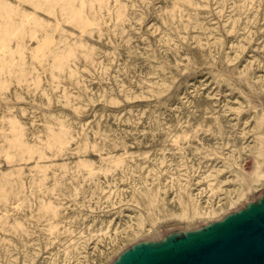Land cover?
<instances>
[{
	"label": "bare ground",
	"instance_id": "obj_1",
	"mask_svg": "<svg viewBox=\"0 0 264 264\" xmlns=\"http://www.w3.org/2000/svg\"><path fill=\"white\" fill-rule=\"evenodd\" d=\"M55 1L0 0L1 19H4L9 11L16 14L18 6L23 7L25 11L23 22L17 28L18 32H24V45L20 43V37L11 38L8 30H0V36L2 33L8 34L2 38L3 43L0 45V49L4 47L5 50L10 49L11 52L20 51L21 47L25 49V46H28L32 40L35 42L37 37L27 39L29 31L33 30L29 27L47 26L45 24L54 18L53 6ZM99 1L103 3V6L99 9H93L91 8L92 4H90L93 1L57 0L56 4L62 3L64 6L56 13V18L60 19L62 23L55 24V30L64 33L65 36L73 37L72 45H69L70 41H68L64 42L66 46H63L70 52L67 63L58 64L53 62V57L44 55L43 65L36 62L27 64L25 60L29 57L26 53L23 56L22 66L24 69H29V72L25 71L21 76L18 73L12 76L8 70H4L5 68L12 69V67L7 66L8 61H5L0 54V117L3 116L7 119L0 123V165L8 162L9 158L15 154L20 165L25 160L35 162L39 168L35 173L42 174L39 181L46 182L50 176L46 175L45 168L57 166L56 161L62 157L60 151L62 143L64 142L74 149V154L71 155L75 157V160L64 163L59 168L60 173L55 175L57 180L61 181L62 179V182L53 183L54 185L49 182L51 185L41 186L43 188L38 192L40 196H37V193L32 194L34 190L27 186L26 181H24L25 173L22 169H19L21 172L15 178H11L12 180L6 176V181L2 179L0 182L2 185L0 190L2 205L18 197L19 200L28 198L15 205L19 208L23 206L27 208V205L34 198L42 199V203L44 200L49 203L42 205V214L39 216V219L45 216L52 218L42 238H51L63 243L62 249L58 251L59 254H62L58 259L62 264L72 263L75 258L73 253L76 249L75 246L90 233L89 230H83L80 226L84 218L81 217L82 214H105L109 205H118L115 213H124L126 208L132 209L131 211L134 213V216L129 219L130 226L124 233L125 236L122 238L124 240L117 238L111 240L107 249L99 251L98 258L92 261L93 264H105L120 250L125 240L149 233L148 224L157 228L159 223L168 220L177 224L183 220L191 222L200 218H212L219 212L226 210L232 199L230 196L221 198L222 192L226 195L230 191V187H225L223 184L224 180H229V177L220 175L224 169H229L232 177L240 180L242 185H248L249 181H252L255 189L264 185L263 159L259 157L256 171L247 176L243 174L232 155L235 152L234 149L238 148L239 142L233 136L234 125H232V121L225 115L228 110L224 108L221 113H215L212 105L203 101H199L197 104L199 111L196 115L173 118L163 134L155 132L150 137L140 135L134 138H129V136L118 137L112 133L113 131H108L99 137L98 129L95 128L82 135L79 130L66 128L62 121L57 119H52L42 129H31L32 123H27V119L32 113L27 104L20 102V99L42 103L43 105L56 101L74 108H80L79 104L83 92L100 93L91 73L102 74L106 70V66L102 63L103 57L100 58L98 55L101 51L104 52V47L99 45L105 42L99 40L98 43L96 40V43L92 44L89 38H92V34L97 29L94 28L93 33H83L78 22L76 24L68 21L67 17L71 12L77 14V12L81 13L85 9L88 10L93 25H96L97 21H104L106 24L109 18L108 10L115 9L120 12L124 18L122 24L115 26L114 33L118 35L117 39L120 44L114 54L124 56L130 51L132 52L129 35V30L134 26L131 17L132 4L126 0H120V2L117 0ZM141 1L146 5L149 2V0ZM180 1L173 0L174 9L169 14L165 11L161 12L160 19H156L166 34L167 43L170 40L167 36L169 27L167 28L166 21L168 18L171 21L176 20V22L181 20L182 15L179 14L180 16H178V13L174 12L179 9ZM221 1L224 3L228 0ZM230 1L233 2L234 6L232 7H235L236 10L246 12L250 11L256 2V0ZM86 6L88 8H85ZM78 17L80 18V16ZM203 24L200 21L196 22L198 27L203 26ZM184 29L183 25H176V31L179 35L183 34ZM169 46L171 47V45ZM205 46L212 51V47ZM138 53L140 54V52ZM84 57L87 59L82 66L81 63L83 64L85 61ZM130 58L124 57V62L114 78L122 85L128 83L130 88L140 90L146 80L139 74L138 68L132 64ZM13 78L19 79L15 86L11 84ZM63 78L75 81L78 89H74L68 95L62 94L63 85L60 80ZM21 88L25 90L23 95ZM2 105L6 106L5 110H1ZM157 126L161 125L158 124ZM134 135L136 134L131 136ZM260 141L261 145L257 151L259 155H262L264 152V135L261 136ZM79 144L83 145L82 149L76 148ZM91 153L97 157L95 160L91 158ZM219 161H226L224 168L218 166ZM249 188L247 187V191ZM242 195L243 197L247 196L245 192H242ZM58 196L63 197L62 203L55 201ZM215 200L216 203L214 204ZM263 210L264 198L259 202L252 203L246 210L230 215L205 229L189 232L186 237L180 240L174 241L167 238L157 243L150 242L145 247L137 246L132 261H122L121 264L146 263L153 257L165 255L178 247L210 237L235 218L254 216L256 212ZM1 215H5L0 219V226L3 230L14 232L23 246L29 249V244H31L29 239L32 233L29 222L25 220L11 224V218L8 217V214L1 213ZM104 223L108 224L109 220ZM77 230L79 233L76 235ZM104 233L101 231V234ZM8 239L3 233L0 234V247L5 250L6 255L10 253L11 245L9 242H12ZM33 241L35 240H32V243ZM38 242L39 240H37ZM30 246L33 247V245Z\"/></svg>",
	"mask_w": 264,
	"mask_h": 264
},
{
	"label": "rangeland",
	"instance_id": "obj_2",
	"mask_svg": "<svg viewBox=\"0 0 264 264\" xmlns=\"http://www.w3.org/2000/svg\"><path fill=\"white\" fill-rule=\"evenodd\" d=\"M88 1H93L89 2L93 9L103 6L99 0ZM126 1L132 4L131 17L134 26L129 30L132 52L130 51L124 56L114 54L120 44L117 39L118 35L114 33L115 26L122 24L124 18L120 12L115 9L108 10L109 18L106 24L104 21H97L96 25H93L89 16L91 14L86 9L81 13L77 12V14L71 12L67 17L68 21L76 24L78 22L83 33H93L92 30L97 29L92 34V38H89L92 44H95L96 40L98 43L99 40H103L107 45L100 44L99 46L104 47V52L101 51L98 54L100 58L103 57V61H101L106 66L105 72L102 74L91 73L92 79L102 95L83 92L80 108L56 101L43 105L20 99V102L27 104L32 113L27 119V123H32L31 129H42L49 121L57 119L62 121L66 128L79 130L82 135L95 128L98 129L99 137L108 131H113L112 133L118 137L134 138L137 135L150 137L155 132L163 134L173 118L196 115L199 111L197 104L199 101H203L212 105L215 113H221L224 108L228 110L225 115L232 121L233 136L239 142L238 148L234 149L235 152L232 155L243 174L249 176L254 173L259 157L264 161V152L259 155L257 151L261 145L260 138L264 135V0H256L255 5L248 12L236 10L235 7H232L234 5L230 0L224 2L225 4L221 0H181L179 9L174 11L176 14L178 13V16L182 15L181 20L176 22V20L171 21L168 18L166 21L167 28L169 27L167 35L169 43H167L166 34L156 19H160L161 12L165 11L169 14L174 9L173 0H149L147 5L143 4L141 0ZM56 2L57 0L53 6L54 18L45 24L47 26L35 28L31 25L33 27H29L33 30L29 31L27 39L37 37L35 42L29 41L28 46H25V49L21 47L20 51L11 52L10 49L5 50L4 47L0 49V54L5 61H8L7 66L12 67V69H4L8 70L10 75L14 76L18 73L21 76L23 72H29V69H24L22 66L23 56L26 53L29 57L25 60L27 64L36 62L43 65L44 55L53 57V62L58 64L67 63L70 52L63 46H66L64 42L68 41H70L69 45H72L73 37L65 36L64 33L55 30V24L62 23L60 19L56 18V13L64 6L62 3L56 4ZM87 6L85 8H88ZM17 8L16 14L6 11L8 12L6 17L0 18V30H8L11 38L20 37V43L24 45V32H18L17 28L23 22L25 11L21 6ZM197 20L203 22V26L198 27ZM176 25L184 26V35L177 33ZM72 31L74 30L72 29ZM8 34L2 33L0 45L3 43L2 38ZM169 45L174 48L172 49ZM205 45L212 47V51ZM125 56L131 57L132 64L138 68L139 74L146 80L140 90L130 88L128 83L122 85L114 78L123 64ZM84 58L82 66L86 63L87 58ZM17 80L19 79L13 78L12 86L16 85ZM70 80L66 78L60 80L63 85L62 94L68 95L74 89H78L77 83L73 80L70 82ZM152 88L153 91H151ZM21 89L23 95L25 90ZM5 109L6 106L2 105L1 110ZM6 120L5 117H0V123ZM158 124L161 126H157ZM132 134L136 135L131 136ZM61 147L62 157L56 161L57 166L45 168L46 175L50 176L49 178L52 180L39 181L42 174L35 173L39 169L36 163L25 160L20 165L18 157L13 154L8 162L0 165V182L2 179L6 181V176L9 179L15 178L21 172L19 169H22L25 173L24 181L34 190L32 194L37 193L36 195L40 196L38 192L43 187L51 185L50 183L54 185L53 183L62 182V179L59 181L55 177L60 173L59 168L64 163L75 160V157L71 155L74 154V149L70 145L63 142ZM82 147L83 145L79 144L76 148L82 149ZM90 155L93 160L97 158L93 153ZM225 165L226 161L218 162V166L221 168H224ZM231 174L229 169H224L220 174L222 177L225 175L229 177V180H224L223 184L225 187H230L228 194L224 195L222 192L221 198L230 196L232 199L230 206L223 212H219L212 218H200L191 222L183 220L178 224L168 220L159 223L157 228L148 224L149 233L125 240L124 243L122 238L130 226L129 219L134 216L132 209L126 208L124 213H115L118 205H109L105 214H82L81 217L84 218L80 226L83 230H89L90 233L75 246L76 249L73 251L75 258L71 264H93L92 261L98 258V253L106 250L111 240L115 238L122 239L120 242L123 243V246L105 264L130 262L137 246L145 247L150 242L157 243L167 238L174 241L180 240L189 232L205 229L230 215L246 210L252 203L259 202L264 198V185L258 189L254 188L252 181H249L248 185H242V182L234 179ZM247 187H250L248 191ZM242 192H245L247 196L243 197ZM1 198L0 195V210H2L0 219L5 216L1 215L3 213L8 214V217L11 218V224L26 220L29 222L32 233L29 239L31 243L29 251L16 238L14 232L3 230L0 226V234L3 233L6 238H9L8 240L12 241L9 242L11 245L10 256L6 255L5 250L0 247V264H62L58 261L62 254H59L58 251L62 249L63 243L51 238H42L52 218L45 216L39 219V216L42 214V205L49 203L45 200L42 203V199L34 198L27 205V209L26 206L19 208L15 205L28 198L22 200H19V197L14 198L4 205L1 204ZM55 201L62 203L64 199L58 196ZM108 220L109 223L105 224L104 222ZM101 231L105 233L101 234ZM78 233L77 230L76 235ZM32 240L35 241L32 243ZM37 240H39L38 243ZM131 254L133 255L128 261V255L131 256Z\"/></svg>",
	"mask_w": 264,
	"mask_h": 264
},
{
	"label": "water",
	"instance_id": "obj_3",
	"mask_svg": "<svg viewBox=\"0 0 264 264\" xmlns=\"http://www.w3.org/2000/svg\"><path fill=\"white\" fill-rule=\"evenodd\" d=\"M141 264H264V210L235 218L208 238Z\"/></svg>",
	"mask_w": 264,
	"mask_h": 264
}]
</instances>
